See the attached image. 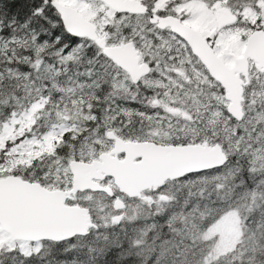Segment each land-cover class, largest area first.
<instances>
[{
    "label": "snow or ice",
    "instance_id": "snow-or-ice-1",
    "mask_svg": "<svg viewBox=\"0 0 264 264\" xmlns=\"http://www.w3.org/2000/svg\"><path fill=\"white\" fill-rule=\"evenodd\" d=\"M0 264H264V0H0Z\"/></svg>",
    "mask_w": 264,
    "mask_h": 264
},
{
    "label": "rangeland",
    "instance_id": "rangeland-1",
    "mask_svg": "<svg viewBox=\"0 0 264 264\" xmlns=\"http://www.w3.org/2000/svg\"><path fill=\"white\" fill-rule=\"evenodd\" d=\"M220 230L224 232L227 242L233 230V222L231 220L223 222V224L220 226Z\"/></svg>",
    "mask_w": 264,
    "mask_h": 264
}]
</instances>
